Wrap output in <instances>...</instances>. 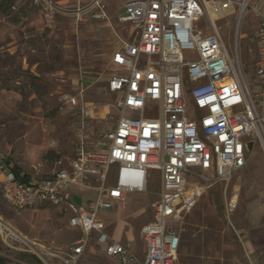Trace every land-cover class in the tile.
Segmentation results:
<instances>
[{"label":"built area","instance_id":"obj_1","mask_svg":"<svg viewBox=\"0 0 264 264\" xmlns=\"http://www.w3.org/2000/svg\"><path fill=\"white\" fill-rule=\"evenodd\" d=\"M102 1L91 2L98 8L93 16L97 19L108 17ZM33 3L48 16L58 11L55 0ZM249 7L261 17L254 36L258 45L254 84L247 81L240 60L235 63L217 26L232 14L242 18ZM263 8L264 0L241 4L235 0H129L125 4L120 20L132 25L135 38L123 43L112 58L117 71L108 87L118 96L120 112L114 126L94 147L84 141L76 145L70 168L41 180L23 181L13 170L2 168L0 185L9 204L60 208L69 216L71 227L82 233L72 243L68 259L51 255L76 264L96 233L97 243L108 255L122 264L137 263L131 246L107 233L100 213L112 210L130 192H146L149 171L156 169L161 176L160 197L152 203V220L141 229L146 248L140 264L175 263L186 216L211 185L230 180L246 165V138L253 136L264 145ZM203 16L208 24L197 28ZM238 46L237 37V51ZM61 100L73 107L78 104V98L68 94ZM150 103L157 104L154 116H147ZM95 108L86 104L84 117L92 116ZM114 166L117 171L112 178ZM73 187L92 190L94 197L80 204L73 197ZM237 202L233 197L228 203L229 218Z\"/></svg>","mask_w":264,"mask_h":264},{"label":"rangeland","instance_id":"obj_2","mask_svg":"<svg viewBox=\"0 0 264 264\" xmlns=\"http://www.w3.org/2000/svg\"><path fill=\"white\" fill-rule=\"evenodd\" d=\"M127 1L106 0L107 20L83 21L77 6L48 16L33 0H0V166L18 165L23 175L41 180L69 167L78 141L96 142L114 126L120 115L115 107L118 96L106 86L114 73L113 52L135 38L129 34L131 24L118 16ZM260 18L249 7L240 19L227 16L217 22L250 84L256 81L258 45L253 32ZM207 24L203 16L196 27ZM66 94L109 105L111 112L104 120L83 125L79 110L61 100ZM156 108L148 104L147 116H154ZM189 111H195L191 99ZM254 146L247 152L246 166L230 180L211 185L186 216L174 264H264V145L258 139ZM116 171L114 166L112 178ZM160 191V171L151 169L146 192H130L112 210L101 211L109 233L143 246L141 226L151 220ZM233 197L238 202L229 218ZM0 219L9 229L4 231L0 224V257L6 264H65L51 253L68 259L72 243L82 236L60 208H16L4 199L1 188ZM97 242L93 233L76 264H121Z\"/></svg>","mask_w":264,"mask_h":264},{"label":"crops","instance_id":"obj_3","mask_svg":"<svg viewBox=\"0 0 264 264\" xmlns=\"http://www.w3.org/2000/svg\"><path fill=\"white\" fill-rule=\"evenodd\" d=\"M72 1V2H71ZM93 0H55V3H56V5H57V7H58V9H61V8H63V9H70V8H72V7H74V6H77L78 7V14L79 15H81L80 16V19L81 20H83V21H86L87 19H90V20H99V21H105V20H107L108 18H109V9H108V7L106 6V12H107V15H108V17H107V19H97V18H95V17H93L94 16V12L95 11H97L98 10V8L97 7H95V6H93L92 5V2ZM129 1V0H128ZM127 1V2H128ZM102 2H104L105 3V5H107V2H106V0H103ZM126 2V3H127ZM125 3V4H126ZM235 7H237V4L235 5ZM124 8H125V6H124ZM124 10V9H123ZM263 12H264V10H263ZM124 13V11L122 12V13H120L118 16H119V19H120V16L122 15ZM230 16H235L234 14H232V15H230ZM224 19V18H223ZM126 23H129V22H126ZM259 23H260V19H259V21H258V24H257V27L255 28V30H254V32H253V37L255 36V33H256V31H257V29H258V27H259ZM130 24V23H129ZM129 34L132 36L133 35V27H132V25H131V29H130V31H129ZM255 39V38H254ZM129 42H131V41H129ZM257 43V42H256ZM239 47V46H238ZM121 48V47H120ZM120 48H118V49H120ZM118 49H116V50H118ZM115 50V51H116ZM115 51L113 52V55H114V53H115ZM113 55H112V58H113ZM256 57H257V53H256V55H255V59H256ZM112 64H113V66H114V73L117 71V67H116V65L113 63V61H112ZM245 71V70H244ZM113 73V74H114ZM112 74V75H113ZM112 75H111V77H112ZM109 81H110V79H108V81H107V89H108V91L111 93V94H113V95H117L116 93H113V92H111L110 90H109ZM255 83V82H254ZM253 83V84H254ZM71 96H74V97H77V96H75V95H71ZM78 98V97H77ZM117 99H116V101H115V107H116V109H117V106H116V104H117ZM78 104H77V106H75V107H73L71 104H69V103H66V104H68L71 108H72V110H79V116L81 117V122H83V125H85V123H88V122H91V121H95V120H104V119H106L107 117H108V114H110V112H111V109L109 108V105H104V106H100V105H97V104H95L94 102H92V101H85L84 99L83 100H80L79 98H78ZM93 104V105H95L96 106V108H95V110H94V112H93V114H92V116H90V117H84V114L82 113V109L84 108V106L86 105V104ZM82 128V127H81ZM108 131V130H107ZM107 131H105V132H107ZM105 132H103L100 136H99V139L101 138V136L105 133ZM99 139H98V141H99ZM97 140V139H96ZM256 141L258 140L257 138L255 139ZM98 141H96V142H89L88 140H86L85 141V143H86V145H87V147H89V148H92V147H94L95 145H96V143H98ZM256 141H247V143H248V152L252 149V148H254L255 146V142ZM80 143V141H78L76 144L78 145ZM74 158H75V154H74ZM73 158V159H74ZM72 159V160H73ZM246 164H247V162H246ZM9 165V164H8ZM70 165H71V163H70ZM70 165H69V167L68 168H70ZM246 166V165H245ZM2 168H4V169H10V170H12V167H10V166H5V165H2V166H0V184H1V181H2V179H3V175H4V170H2ZM22 169V168H21ZM23 172V171H22ZM22 172H21V174H22ZM23 175V174H22ZM24 175H26V174H24ZM51 175V174H50ZM29 176V175H28ZM31 180H33V179H31ZM0 188H1V185H0ZM2 191V190H1ZM72 193H73V197H74V199L75 200H77V198H79L80 199V204L81 203H86L87 202V200H90L91 198H93L94 197V191H92V190H85V189H80V188H76V187H73L72 188ZM128 195V194H127ZM126 195V196H127ZM125 199V198H124ZM120 202H123V201H118L117 202V206H118V204L120 203ZM101 214V213H100ZM101 217V216H100ZM102 218V217H101ZM102 220H104V219H102ZM151 220H152V218H151ZM150 220V221H151ZM105 221V220H104ZM150 221H148V222H150ZM147 222V223H148ZM147 223H145V224H147ZM106 224V223H105ZM144 224V225H145ZM143 225V226H144ZM142 227V226H141ZM143 228V227H142ZM141 228V229H142ZM106 231H107V233L112 237V238H114V239H116V240H118L119 242H121V243H123V244H129L130 246H131V249H132V251L134 252V254L138 257V262L137 263H134V264H140V262H142L143 260H144V257H145V248H146V246H145V242H144V245L143 246H137V245H135V246H133L132 245V243L130 242V241H123L122 239H118V238H116L115 236H113V235H111L110 233H109V231H108V227L106 226ZM115 259V258H114ZM118 261V260H117ZM122 264V263H121Z\"/></svg>","mask_w":264,"mask_h":264},{"label":"trees","instance_id":"obj_4","mask_svg":"<svg viewBox=\"0 0 264 264\" xmlns=\"http://www.w3.org/2000/svg\"><path fill=\"white\" fill-rule=\"evenodd\" d=\"M6 3H9V1H7ZM9 164V162H8ZM12 170L16 173L17 177H19L20 179H22L23 181H30L32 178L28 175H22V169L20 166L18 165H14L12 167ZM5 259L0 257V264H6V261H4Z\"/></svg>","mask_w":264,"mask_h":264},{"label":"bare ground","instance_id":"obj_5","mask_svg":"<svg viewBox=\"0 0 264 264\" xmlns=\"http://www.w3.org/2000/svg\"><path fill=\"white\" fill-rule=\"evenodd\" d=\"M0 224H1L2 226H4L3 223L1 222V219H0ZM8 227H10V226H8ZM12 231H13V230H12ZM11 233H14V232H11ZM16 236H17V235H16Z\"/></svg>","mask_w":264,"mask_h":264}]
</instances>
